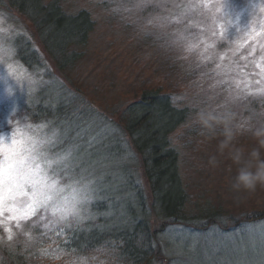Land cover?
Segmentation results:
<instances>
[{"label": "rangeland", "instance_id": "374dc122", "mask_svg": "<svg viewBox=\"0 0 264 264\" xmlns=\"http://www.w3.org/2000/svg\"><path fill=\"white\" fill-rule=\"evenodd\" d=\"M58 3L65 11L90 10L95 22L82 59L64 69L47 58L38 28L0 2V228L35 224L43 213L64 235L93 220L102 190L115 191L126 179L114 122L121 125V110L146 77L158 78L168 89L176 86L192 108L172 141L189 188L187 213L204 229L165 228L157 235L155 264H264V116L247 111L251 95L264 96V0ZM28 44L50 72L33 60L32 68L23 64L19 56H29ZM42 103L49 115L74 106L108 124L102 128L89 114L86 123L63 119L58 128L55 119H13ZM142 185L147 190L144 178ZM208 201L217 214L196 217ZM158 229L155 223L151 231ZM58 232L40 247L46 255L35 257L37 264H71L67 252H48L57 249Z\"/></svg>", "mask_w": 264, "mask_h": 264}, {"label": "trees", "instance_id": "16d2710c", "mask_svg": "<svg viewBox=\"0 0 264 264\" xmlns=\"http://www.w3.org/2000/svg\"><path fill=\"white\" fill-rule=\"evenodd\" d=\"M58 1L0 0L38 28L47 58L64 69L82 59L80 51L88 45L95 22L90 10L78 8L73 12L65 11ZM29 46L31 45L28 44L24 49L29 56H19L23 64L29 66L30 60H33L50 72L46 60L34 47ZM146 78L147 84L143 86V90L126 102L121 110V125L114 122L116 130L113 140L124 147L122 156L127 157L123 170L125 182L118 184L115 191L104 193L102 190L104 199L93 206V209L96 208V217L82 226L67 229L64 235L61 233L62 225L57 221L53 222L50 214L43 213L37 215V219L41 220L35 224L28 222L23 228L13 225L12 229L1 227L0 264H37L34 258L46 255L41 252L40 247L52 243L53 230H59L57 249L48 252L55 253V256L58 250L67 252L69 256L66 258L71 264H155L158 258L157 235L165 228L184 225L204 229L194 225L195 222L192 224L190 215L193 212L187 213V205L191 200L189 188L181 177L180 154L172 141L173 136L188 122L192 108L182 104L184 99L180 93L175 94L178 91L176 86H173V90L168 89L162 79L157 78L153 82L152 78ZM144 79L142 76L141 82ZM250 97L247 99L248 113L264 116V96ZM47 108L43 103L37 107L32 105L13 119L27 116L35 123H50L51 119H55L58 128L63 119H77L81 124L86 123V116L89 114L95 116L102 128L108 124L93 111L86 115L74 112V106L66 111L63 108L56 115H49ZM86 135L87 138L82 134L83 140L88 143V134ZM139 169L142 170L141 175L138 173ZM141 178L145 179L147 190L143 187ZM118 199L122 203L117 202ZM209 202L211 201L200 207L196 217H199V213L217 214V211H209ZM155 223L160 228L158 233L151 231ZM33 225L36 227H28ZM55 256L53 259H57ZM56 264L62 263L56 261Z\"/></svg>", "mask_w": 264, "mask_h": 264}]
</instances>
